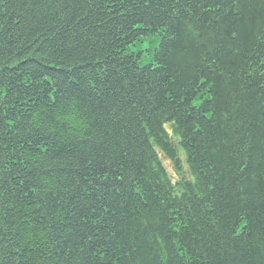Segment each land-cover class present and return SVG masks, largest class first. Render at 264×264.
I'll return each instance as SVG.
<instances>
[{"label":"trees","instance_id":"16d2710c","mask_svg":"<svg viewBox=\"0 0 264 264\" xmlns=\"http://www.w3.org/2000/svg\"><path fill=\"white\" fill-rule=\"evenodd\" d=\"M0 264H264V0H0Z\"/></svg>","mask_w":264,"mask_h":264},{"label":"rangeland","instance_id":"374dc122","mask_svg":"<svg viewBox=\"0 0 264 264\" xmlns=\"http://www.w3.org/2000/svg\"><path fill=\"white\" fill-rule=\"evenodd\" d=\"M159 41H160V36H159V35H152L149 39H147V38L144 39L143 42L139 45V47H140L141 49L143 48V53H144V55L146 56V59H145L142 63H145V62H148V61L151 60V59H150V56H149V52H148V48L151 47V42H153L154 44H158ZM135 49H136V47H135ZM176 146H177V148H178V151H179L180 156H181V157H184L185 155H184V152H183V150H182L180 144L176 142ZM165 164H166L167 167L169 168L170 172H171L172 174H174V173H173V170H172V168H171L170 163L167 162V161H165Z\"/></svg>","mask_w":264,"mask_h":264}]
</instances>
